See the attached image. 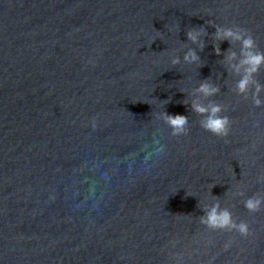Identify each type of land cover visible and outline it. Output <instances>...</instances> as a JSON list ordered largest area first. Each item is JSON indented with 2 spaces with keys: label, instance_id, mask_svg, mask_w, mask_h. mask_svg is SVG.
<instances>
[{
  "label": "water",
  "instance_id": "obj_1",
  "mask_svg": "<svg viewBox=\"0 0 264 264\" xmlns=\"http://www.w3.org/2000/svg\"><path fill=\"white\" fill-rule=\"evenodd\" d=\"M199 26L202 52L185 35ZM215 26L264 52V0H0V264H264V210L231 195L264 193V106L233 91ZM205 82L220 93L194 96ZM195 99L225 109L227 142ZM165 111L191 135L171 136ZM213 196L253 235L200 225Z\"/></svg>",
  "mask_w": 264,
  "mask_h": 264
},
{
  "label": "clouds",
  "instance_id": "obj_2",
  "mask_svg": "<svg viewBox=\"0 0 264 264\" xmlns=\"http://www.w3.org/2000/svg\"><path fill=\"white\" fill-rule=\"evenodd\" d=\"M207 34L208 32L205 26L191 28L185 33L187 40L197 45L201 52L206 48L201 38ZM213 35L215 41H228L230 44L229 49L223 53L221 52L219 44L216 45L214 51L218 56L223 55L224 60L222 63H226L227 70L235 77H238L235 80L233 91L245 100L250 99L255 107L264 106V98H262L264 84H261L256 79L257 73L264 67V52L258 49L252 34L239 26H215V33ZM233 45L239 46L238 51L232 48ZM183 60L189 65L203 66V64H206V61L202 62L196 48L191 47L184 54ZM171 63L172 65L179 64V57L172 58ZM218 93H220V87L218 85L205 82L194 91L193 95L207 99L216 96ZM204 99H195L192 103L191 111L202 117L200 127L203 130L217 137L224 138L227 142V137H229L231 132V121L227 115L223 114L225 109L212 100L204 103ZM156 119L163 120L171 129V136L177 140L191 135L192 124L194 122L190 121L184 115H172L165 111L159 113ZM91 126L94 130L97 127L95 118L91 119ZM163 151L164 148L161 146L159 152L162 153ZM261 182H264V176L257 178V183ZM231 195L242 198L243 207L250 213H257L264 210V193L257 192L246 197V193L239 190L238 185L237 190L232 191ZM202 211L204 214L197 219L199 224L208 230L238 233L240 237L245 239L253 235L249 223L243 219L238 220L228 207L222 206L220 199L217 197L213 196V200L210 203H205L202 206ZM232 243V239L229 238L224 243V249L227 250L230 248Z\"/></svg>",
  "mask_w": 264,
  "mask_h": 264
}]
</instances>
